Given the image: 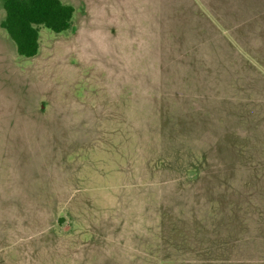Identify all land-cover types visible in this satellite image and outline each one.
<instances>
[{
	"label": "rangeland",
	"instance_id": "obj_1",
	"mask_svg": "<svg viewBox=\"0 0 264 264\" xmlns=\"http://www.w3.org/2000/svg\"><path fill=\"white\" fill-rule=\"evenodd\" d=\"M61 1L0 28V264H264V0Z\"/></svg>",
	"mask_w": 264,
	"mask_h": 264
},
{
	"label": "trees",
	"instance_id": "obj_2",
	"mask_svg": "<svg viewBox=\"0 0 264 264\" xmlns=\"http://www.w3.org/2000/svg\"><path fill=\"white\" fill-rule=\"evenodd\" d=\"M4 15L0 28L14 42L20 56L32 57L39 49V29L55 33L71 27L74 8L61 0H0Z\"/></svg>",
	"mask_w": 264,
	"mask_h": 264
}]
</instances>
